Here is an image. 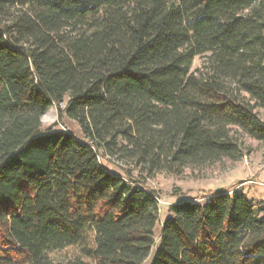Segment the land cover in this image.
I'll return each instance as SVG.
<instances>
[{
  "label": "trees",
  "instance_id": "obj_1",
  "mask_svg": "<svg viewBox=\"0 0 264 264\" xmlns=\"http://www.w3.org/2000/svg\"><path fill=\"white\" fill-rule=\"evenodd\" d=\"M65 98L79 136L41 129ZM260 110L264 0H0V264H264V201L175 203L155 243L129 169L239 160Z\"/></svg>",
  "mask_w": 264,
  "mask_h": 264
},
{
  "label": "rangeland",
  "instance_id": "obj_2",
  "mask_svg": "<svg viewBox=\"0 0 264 264\" xmlns=\"http://www.w3.org/2000/svg\"><path fill=\"white\" fill-rule=\"evenodd\" d=\"M204 57H196L192 63L191 71L201 70ZM67 98L57 107L52 106L41 117V129L44 131L50 127L54 130H67L76 136L80 135L77 124L65 116L60 120L58 114L66 105ZM264 122V112L258 111ZM237 137L241 147V157L232 161L222 159L219 162L202 167H186L180 174L158 172L151 177L139 172L138 168L131 169L133 179H140L144 186L154 191L158 197L159 222L155 227V243L158 241L161 223L169 216L171 205L181 202H205L208 192L217 190H239L254 203L264 201V142L254 140L246 134L237 131ZM105 165H107L105 163ZM108 169L123 176L116 164L107 165ZM150 257L145 264H149Z\"/></svg>",
  "mask_w": 264,
  "mask_h": 264
},
{
  "label": "built area",
  "instance_id": "obj_3",
  "mask_svg": "<svg viewBox=\"0 0 264 264\" xmlns=\"http://www.w3.org/2000/svg\"><path fill=\"white\" fill-rule=\"evenodd\" d=\"M262 167L264 168V157L262 159V163H261Z\"/></svg>",
  "mask_w": 264,
  "mask_h": 264
}]
</instances>
